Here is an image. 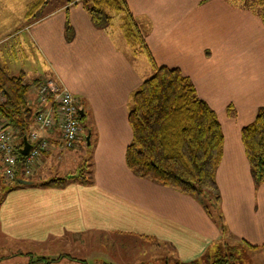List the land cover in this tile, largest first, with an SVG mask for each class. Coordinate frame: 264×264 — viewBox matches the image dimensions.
<instances>
[{
	"label": "crops",
	"instance_id": "crops-1",
	"mask_svg": "<svg viewBox=\"0 0 264 264\" xmlns=\"http://www.w3.org/2000/svg\"><path fill=\"white\" fill-rule=\"evenodd\" d=\"M125 1L154 63L178 67L216 113L223 145L215 217L195 196L139 177L126 165L130 95L152 67L144 54L133 55L119 23L96 28L81 0L61 1L32 19L29 2L23 20L3 29L0 43L7 42V50L0 49V67L34 85L31 101L47 80L79 100L81 118L90 123L91 146L85 145L81 165L89 172L86 181L40 183L78 170L61 175L58 167L43 180L10 188L0 204L1 234L37 246L68 238L63 244L75 248L78 257L70 259L77 264H207L228 251L222 264H264V182L254 185L241 140V128L264 107L260 7L255 0ZM43 134L52 144L40 171L70 156L59 145L57 127Z\"/></svg>",
	"mask_w": 264,
	"mask_h": 264
},
{
	"label": "trees",
	"instance_id": "trees-1",
	"mask_svg": "<svg viewBox=\"0 0 264 264\" xmlns=\"http://www.w3.org/2000/svg\"><path fill=\"white\" fill-rule=\"evenodd\" d=\"M47 1L32 0L26 8V16L40 17ZM255 1L259 7H264V0ZM81 3L96 28L107 30L117 21L124 39L133 48V55L144 54L152 67L151 75L130 95L128 121L132 139L126 147V165L139 177L195 196L215 217L213 212L220 205L215 172L223 145L215 111L198 97L194 84L178 67L154 63L125 0H81ZM261 11L260 17L264 21V11ZM65 32L67 38L72 36L68 21ZM29 87L22 74L10 75L0 67V90L4 95L0 116L16 138L22 139L17 145L19 149L27 138L35 113L26 99ZM79 120H82L81 116ZM241 140L253 183L258 186L264 182V107H259L254 119L241 128ZM84 143L87 149L90 148L91 136L90 143L86 140ZM16 154L18 174L12 179L14 186L35 183L32 178L21 175L24 156L18 151ZM85 170L86 165L80 166L76 174L53 176L40 183L62 186L76 176L86 181ZM37 261L48 263L44 258L31 260V263ZM225 262L216 260L214 263Z\"/></svg>",
	"mask_w": 264,
	"mask_h": 264
},
{
	"label": "built area",
	"instance_id": "built-area-1",
	"mask_svg": "<svg viewBox=\"0 0 264 264\" xmlns=\"http://www.w3.org/2000/svg\"><path fill=\"white\" fill-rule=\"evenodd\" d=\"M37 90L40 105L34 113V126L27 133L26 140L30 147L28 153L23 155L21 165V175L25 178L35 174L42 156L51 148V140L44 132L57 127L59 145L66 150L84 140L85 136L79 120V100L69 90L59 87L53 80L38 83ZM3 101L4 95L0 90V103ZM18 143L12 129L4 125V119L0 116V164L2 174L8 180L18 174Z\"/></svg>",
	"mask_w": 264,
	"mask_h": 264
},
{
	"label": "rangeland",
	"instance_id": "rangeland-1",
	"mask_svg": "<svg viewBox=\"0 0 264 264\" xmlns=\"http://www.w3.org/2000/svg\"><path fill=\"white\" fill-rule=\"evenodd\" d=\"M61 1L64 0H48L46 4L42 7L41 13L43 11H47L55 5H58L61 3ZM31 2V0H0V37L3 34V29L6 26H12L13 23H18L20 19L23 20V14L25 12L26 4ZM261 10L264 11V7H260ZM14 25V24H13ZM7 42H1L0 43V49L3 50V53L7 50ZM141 61L144 60V57H141ZM18 62L19 58H18ZM143 68L149 69V67L146 64L141 65ZM150 70V69H149ZM152 73V70L150 72H145L146 76H149ZM34 87V85H32ZM30 84V87H32ZM59 86V85H58ZM60 87V86H59ZM31 89L27 91L26 99L28 102L29 107L32 110H36L39 104V99L36 98L37 93L35 91V97L31 101L30 94ZM33 103V104H32ZM80 108H82L80 106ZM83 129V133L86 134L88 124H90L86 119H82L80 121ZM18 142H21V140H18ZM81 149H78V147L74 146L72 148L67 149V152L70 154V156L65 160V162L58 163L56 165L55 162H51L49 165L44 168V170H36L35 174L29 178H32L34 181H40L45 179V177H48L50 173H53L55 171V168H60L58 170V173L61 175H64L66 170H74L79 168L85 161L83 159V152L85 149V143L84 140H82V143L80 144ZM86 154V153H85ZM86 156H88L86 154ZM52 171V172H51ZM77 171V170H76ZM88 172L87 169L84 171V173ZM71 174V173H70ZM72 174H76L74 171ZM72 180L79 181L81 180L80 177L76 176ZM15 181L14 180H8L4 177L2 174V167L0 164V204L2 203L6 192L14 187ZM66 239H58L55 241H50V243L42 244V246L32 245V244H24L22 242L16 243L14 241H8L0 232V248H4V251L0 252V255L2 260L0 261V264H46L43 261H37L34 263H31V260L36 261L37 259L44 258L45 261H48L47 264H77L73 258L71 257H78L77 251L72 246V244L65 245ZM70 241V240H69ZM165 253H171V251L168 248H163ZM227 256H224V254L221 253H215L212 257H209V262L207 264H216L214 263L217 259L218 260H225L227 257H229V254H232L230 251L226 252ZM242 254V253H240ZM247 252H243L242 255H245L246 258L248 257ZM249 254V253H248ZM60 255H65L63 257L58 258ZM252 256L251 254H249ZM69 257V258H66ZM165 262V261H164ZM161 264H165V263ZM231 264H235L236 262L231 261ZM167 264H174L173 261H169ZM252 264V263H251Z\"/></svg>",
	"mask_w": 264,
	"mask_h": 264
},
{
	"label": "water",
	"instance_id": "water-1",
	"mask_svg": "<svg viewBox=\"0 0 264 264\" xmlns=\"http://www.w3.org/2000/svg\"><path fill=\"white\" fill-rule=\"evenodd\" d=\"M79 113H80V116H82V110H79ZM89 137H90V133L87 132V134H86V140H87V142L89 141ZM29 147H30V145L27 142V140L25 139L23 141L22 147L19 149V153L21 155H26L28 153Z\"/></svg>",
	"mask_w": 264,
	"mask_h": 264
}]
</instances>
